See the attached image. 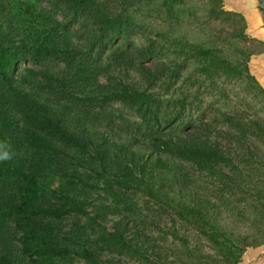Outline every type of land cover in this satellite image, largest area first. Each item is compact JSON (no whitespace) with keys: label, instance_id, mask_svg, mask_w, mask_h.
<instances>
[{"label":"trees","instance_id":"trees-1","mask_svg":"<svg viewBox=\"0 0 264 264\" xmlns=\"http://www.w3.org/2000/svg\"><path fill=\"white\" fill-rule=\"evenodd\" d=\"M223 0H0V264H241L264 245V41Z\"/></svg>","mask_w":264,"mask_h":264},{"label":"rangeland","instance_id":"rangeland-1","mask_svg":"<svg viewBox=\"0 0 264 264\" xmlns=\"http://www.w3.org/2000/svg\"><path fill=\"white\" fill-rule=\"evenodd\" d=\"M251 5L252 4L249 3L248 0H223V7L226 11L239 13L244 17L247 27L246 35L250 39H256L258 41L264 40V36L260 32L256 31V27L253 26V21L251 19L252 15L250 12ZM249 68L251 73L264 88V53L252 56L249 62ZM263 248L261 247L260 249L247 250L243 256L241 264H248V261H250V259ZM257 264H264V260H261Z\"/></svg>","mask_w":264,"mask_h":264},{"label":"water","instance_id":"water-1","mask_svg":"<svg viewBox=\"0 0 264 264\" xmlns=\"http://www.w3.org/2000/svg\"><path fill=\"white\" fill-rule=\"evenodd\" d=\"M251 3L250 12L253 26L256 27V31L260 32L264 36V0H248ZM264 41V40H260ZM261 248V247H260ZM259 248V249H260ZM263 248V246H262ZM258 249V248H257ZM261 260H264V248L257 252L248 261V264H257Z\"/></svg>","mask_w":264,"mask_h":264},{"label":"clouds","instance_id":"clouds-1","mask_svg":"<svg viewBox=\"0 0 264 264\" xmlns=\"http://www.w3.org/2000/svg\"><path fill=\"white\" fill-rule=\"evenodd\" d=\"M12 158V155L8 151L0 153V162H7Z\"/></svg>","mask_w":264,"mask_h":264}]
</instances>
